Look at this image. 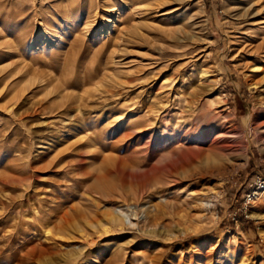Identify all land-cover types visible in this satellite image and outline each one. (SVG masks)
Wrapping results in <instances>:
<instances>
[{"label": "rangeland", "instance_id": "1", "mask_svg": "<svg viewBox=\"0 0 264 264\" xmlns=\"http://www.w3.org/2000/svg\"><path fill=\"white\" fill-rule=\"evenodd\" d=\"M138 2L0 0L5 39L54 41L0 50V264H264V101L234 0Z\"/></svg>", "mask_w": 264, "mask_h": 264}, {"label": "bare ground", "instance_id": "2", "mask_svg": "<svg viewBox=\"0 0 264 264\" xmlns=\"http://www.w3.org/2000/svg\"><path fill=\"white\" fill-rule=\"evenodd\" d=\"M122 1H124V3L127 4L130 8L135 4L134 3L135 0H122ZM142 1H144V0H142ZM139 2H140V0H139ZM57 10L59 11L58 12L59 13V20L57 19L55 21L54 18H52L51 16H47V17L44 16L45 17L44 18L45 23L41 24V25H43L44 27L46 26L47 28L42 29L43 28L42 27L41 30L46 31V30L52 29V28L55 29V27L58 26L57 24L60 23L59 22L60 19L68 22L69 17L75 15L74 10L69 12L63 6L59 7ZM233 11H234V16L237 20V24H236L237 33L244 31L243 33L245 34V37L248 38L247 40L244 39L245 38L244 36L236 38L237 43L240 45V49L238 50V55H239L241 60L246 59V64L249 67L250 72L252 73V77H253L251 85L259 88L260 93L263 94V101H264V38L261 39L258 35V32H256L257 31L256 19L259 15L258 4L255 1L252 2V0H234ZM18 12H20V11H18ZM16 14H17V12H16ZM18 16H22V15L18 14ZM16 22L17 21H15L14 23H16ZM76 27H77L76 24L71 25L69 28H67L65 30L61 29V31H59V33L70 35L71 34L70 32L73 29H75ZM59 28L60 27L58 26V30H59ZM12 29H14V28H12ZM4 32H5V34L0 29V41L2 40V42H0V50H2V52L4 54V55H1L2 57L12 58V57L22 55V53H23L26 45L30 41V39L33 40L32 44H31L32 47H38L39 45L43 46L47 43L52 44L54 42L51 38L47 37L46 34H45V36H42V38L39 42H34L36 39L34 36L38 35V33H39V31L36 28L33 30H30L27 33H21L19 36L15 35L16 37H14V38H16V39H14V38L13 39H10V38L5 39V37L9 33L11 34L12 32L14 33L15 31L11 32L10 29L5 28ZM9 36H11V35H8V37ZM118 40L119 39H116L114 42L116 43V42H118ZM202 84H203V82L200 80L199 86ZM215 169H216L215 167L212 169L210 168V170L206 173V175H212L214 173ZM202 203H203L202 207H204V208L212 207V204H213V202L211 203L210 201H204V200H202ZM154 208H155L154 206H149V208H147V207L142 208V210H141L142 215L140 217H138V220H141V221L146 223L149 219L148 214L150 212H153ZM128 209H129V207H128ZM115 213H116L114 216L115 221H117L119 219L125 225H134V226L138 225V222H136L137 221L136 217L134 218L133 215L131 213H129V210L120 209L119 211H116ZM68 246L76 247L77 245L68 244V245H66V248H68Z\"/></svg>", "mask_w": 264, "mask_h": 264}]
</instances>
